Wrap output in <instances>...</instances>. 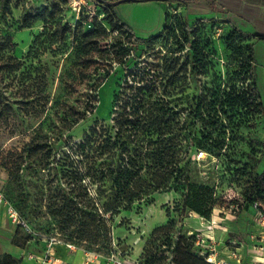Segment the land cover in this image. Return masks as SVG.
Listing matches in <instances>:
<instances>
[{
	"label": "rangeland",
	"instance_id": "1",
	"mask_svg": "<svg viewBox=\"0 0 264 264\" xmlns=\"http://www.w3.org/2000/svg\"><path fill=\"white\" fill-rule=\"evenodd\" d=\"M44 6L56 11L38 37L43 23L25 27L22 17ZM92 7H85L76 19L63 0H0V197L13 201L33 228L47 232L55 229L51 210L62 205L63 193L77 201L89 200L90 209L96 206L104 218L102 227L108 236L99 247L78 245L83 256L89 253L85 261L141 264L147 244L163 264H209L201 254L209 244L203 240L210 238L221 250L234 252L231 264L264 262V214L245 200L251 175L264 168V41L255 42L253 65L263 110L249 114L250 125L227 131L224 146L214 145L212 153L195 147L192 138L208 131L221 138L220 126L213 129L196 122L192 127L196 135L183 141L189 150L183 154L189 160V178L213 188V213L221 215L222 221L199 224L200 219L187 218L192 212L184 205L186 189L173 180L149 196L135 198L127 210L102 214L98 206L116 190L109 175L114 176L131 158L139 166L143 162L145 147L135 125L138 101L131 96L141 93L138 86H145V99L159 100L172 112H180L182 122L188 117L191 123L189 109L184 108L199 96L210 100L217 88L229 89L235 84L243 89L250 80L243 81L241 58L233 56L223 37L215 34V24L224 20L205 18L212 29L203 33L213 39L214 54L203 69L190 65L173 81L163 54L179 48L177 38L166 35L138 46L125 33L110 28L103 18V6ZM178 9L170 5L167 12L179 14L175 13ZM183 15L191 24L207 14L190 9ZM93 29L94 34L85 36ZM123 47L129 51L126 56ZM183 61L184 55L179 64ZM4 103L12 107L10 113H1ZM179 128L173 122L167 138L178 142ZM4 207L8 215L6 202L0 201L1 213ZM163 224H169L166 234H159L161 238L155 242L152 231ZM212 230L216 232L207 235ZM108 237L111 244H107ZM16 239L23 247L16 248L12 239L14 246L1 239L0 258L10 254L18 264H31L24 257L45 254L48 247L39 236L27 242L24 231ZM76 251L67 249L68 254ZM95 251L100 254L97 258L90 255Z\"/></svg>",
	"mask_w": 264,
	"mask_h": 264
},
{
	"label": "trees",
	"instance_id": "2",
	"mask_svg": "<svg viewBox=\"0 0 264 264\" xmlns=\"http://www.w3.org/2000/svg\"><path fill=\"white\" fill-rule=\"evenodd\" d=\"M63 1L66 3V0ZM94 1L96 4L103 6L105 11L103 18L110 28L125 33L131 42L138 46L148 40L158 39L166 35L170 38H177L179 48L171 50L170 55L167 53L163 54V58L168 63L166 64V72L173 73L171 75L173 81H175V76L180 74V72H187L190 65L203 69L207 58L214 54L213 39L210 36H204L206 33H203L207 29H212V25H209L208 23L210 22L206 21L205 18H199L190 24L185 20L184 15L167 12L164 29L157 35L142 38L136 36L128 24L122 20L115 6L106 5L102 0ZM180 1L188 2L187 0ZM55 11L48 6H44L33 14L25 13L22 17L23 25L30 27L33 22L41 21L43 27L38 33V37H40L47 30L51 19L53 20ZM77 23L76 25H78ZM217 26L215 24L214 30ZM95 31V29L90 30L85 36L92 35ZM221 36L226 47L231 50L232 55L241 58L243 67L241 72L243 70L244 74L243 81L250 80L247 87L242 89L232 84L229 89L224 88L221 90V88H217L211 92L210 100H208L207 96H199L194 104L189 108H184L186 111L189 109L188 114L192 119L191 123H188V117L182 122L180 112H172L170 106H166L159 100L148 101L145 99L143 94L145 86H138L137 89L141 93H134L131 96L138 101L136 114L138 123L134 124L138 125L140 140L143 141L145 147V153L142 154L143 162L139 166L131 158L124 166H120L116 170L114 176L112 174L109 175V177H113V187L116 190L112 198L106 200L102 206H98L102 214L110 213L113 215L122 209L127 210L135 198L149 196L173 180L176 183L184 184L186 189L184 205L188 208V211L195 212L205 219H212L216 205L213 198L214 190L210 186L190 180L188 175L189 160L185 161L186 155H183L188 153L189 150L188 146L183 144V141H188L193 134L196 135L192 128L196 122H202L204 125L213 127V129H217L220 126L223 133L221 138L213 136V131H208L202 136L192 138L195 147L212 153L214 145L218 148L224 146L227 131H231L234 126L250 125L249 114L253 116L263 110L253 65L256 63L255 42L264 41V36L246 34L235 26L229 25V23L225 25L223 33L218 37ZM244 41H250L251 43L243 44ZM122 50L123 56L129 54L126 47H123ZM183 55L185 61L179 64ZM131 88L133 89V86ZM10 110H12V107L9 108L4 103L1 113H10ZM173 122L180 125L178 142L173 141L172 138H167L172 131ZM167 140H172L173 143H165ZM171 146H175V149L172 150ZM170 149L172 152H169ZM168 157L173 159L174 162L167 160L169 159ZM142 169H144V172ZM9 173L10 175L13 174L11 170H9ZM101 195H104V193H101ZM62 198V205L56 210H51V213L56 217V222H54L53 226L69 240L76 243L85 242V245L90 244L94 247L104 245L101 241L108 236V233L107 229L104 230L102 227L104 218L100 215L96 206L90 209L89 200L77 201L70 199L64 193ZM245 200L255 205L264 214V168L261 172L251 175V180L245 193ZM11 202L13 203V201ZM14 206L17 208L15 204ZM168 226L169 224H163L153 229L152 237L155 242L161 238V236H158L159 234H166ZM66 230H71L74 233L68 234ZM22 231L27 234V242L32 239V236L22 226H17L12 241L20 247H23L24 243L18 242L16 238ZM75 233L76 235L74 236L73 234ZM180 239L178 237L177 244H179ZM110 240L108 237L107 244H111ZM192 243H194L192 245L195 247V241ZM143 249L144 255L141 264H163L162 258L153 250H149L147 244L144 245ZM0 264H18V262L10 254H5L0 258Z\"/></svg>",
	"mask_w": 264,
	"mask_h": 264
},
{
	"label": "crops",
	"instance_id": "3",
	"mask_svg": "<svg viewBox=\"0 0 264 264\" xmlns=\"http://www.w3.org/2000/svg\"><path fill=\"white\" fill-rule=\"evenodd\" d=\"M104 3H118L115 8L122 20L128 24L136 36L149 38L159 34L166 25L167 10L170 5L179 7V10L187 12L194 9L196 12H204L206 17H217L235 26L246 34H260L264 36V0H187L185 3L180 0H102ZM1 188V185H0ZM1 210V209H0ZM187 218L199 220V224H219L222 221V216L213 213L212 219H201L197 213L192 212ZM0 234L1 239L7 241L10 246L11 239L16 231V226L11 222L9 215L6 214L5 207L0 212ZM188 220V219H187ZM215 230L210 231L211 236ZM216 232V231H215ZM33 242V241H31ZM19 248L18 246H15ZM25 252V249L23 250ZM81 250L74 254H68L65 246H58L52 260L42 262L41 259H28L31 264H61L62 261H69V264H87L85 261L86 254ZM36 256L42 257L44 254L34 252ZM94 257V255H91ZM96 260L92 264H99Z\"/></svg>",
	"mask_w": 264,
	"mask_h": 264
},
{
	"label": "built area",
	"instance_id": "4",
	"mask_svg": "<svg viewBox=\"0 0 264 264\" xmlns=\"http://www.w3.org/2000/svg\"><path fill=\"white\" fill-rule=\"evenodd\" d=\"M66 3H67V6H69L76 14V17H77L76 19H79V17L81 16V12L83 13V9L85 7L93 8L92 6L96 4L94 0H66ZM175 13H179L183 15V12L180 11L179 9ZM226 24L227 22L225 21H222L218 24V26L215 29V34L217 36H220L223 33ZM0 201L6 202V208H7V212H8L11 222L16 227L19 225L22 226V228H24V230L32 236V239L30 240V242L36 241L37 236H39V238H42L43 240L47 242L48 247L46 248L45 254L42 257L36 256L33 253H30L27 256V258L41 259L42 262L45 263L47 259L49 261L52 260V258L55 255V249L57 245L65 246V248H67L70 251L80 250L81 248L78 247V245L85 246L86 244L85 242L76 243L74 241L69 240L64 234L59 232L57 228H55L51 232L40 231V230H37L36 228H33L32 225L29 223V221L20 215L19 211L17 210V208L14 206V204L11 201H9L7 198H4L2 196L0 197ZM207 239L203 240V243L205 241L209 242L208 250L203 249V252L201 254L204 257V260L209 264H231L230 259L233 258L234 252L229 249H226L225 251L221 250L217 246L216 241L214 239H210V238H207ZM197 244H200V241H198ZM86 255H89V253H86ZM90 255H94V257L97 258V255H100V254L96 253L95 251L93 253H90ZM93 262H94L93 260L88 258L87 264H92ZM113 262L115 264H124L117 260H114ZM61 264H69V263L67 261H62ZM260 264H264V262H261Z\"/></svg>",
	"mask_w": 264,
	"mask_h": 264
},
{
	"label": "water",
	"instance_id": "5",
	"mask_svg": "<svg viewBox=\"0 0 264 264\" xmlns=\"http://www.w3.org/2000/svg\"><path fill=\"white\" fill-rule=\"evenodd\" d=\"M106 5H109V6H115V5H117L118 3H105Z\"/></svg>",
	"mask_w": 264,
	"mask_h": 264
}]
</instances>
